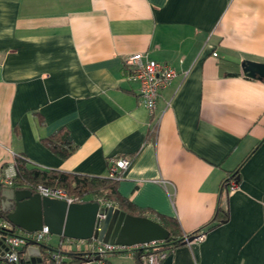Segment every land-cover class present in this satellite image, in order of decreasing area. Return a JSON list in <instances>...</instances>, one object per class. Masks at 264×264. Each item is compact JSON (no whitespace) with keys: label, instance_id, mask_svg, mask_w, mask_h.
Here are the masks:
<instances>
[{"label":"crops","instance_id":"crops-1","mask_svg":"<svg viewBox=\"0 0 264 264\" xmlns=\"http://www.w3.org/2000/svg\"><path fill=\"white\" fill-rule=\"evenodd\" d=\"M134 53L178 71L153 116L129 77ZM245 60L264 63V0H0V183L20 155L99 177L127 157L121 195L206 232L161 264H264V79ZM59 131L76 147L67 158L44 142ZM219 207L228 218L211 224Z\"/></svg>","mask_w":264,"mask_h":264},{"label":"water","instance_id":"water-1","mask_svg":"<svg viewBox=\"0 0 264 264\" xmlns=\"http://www.w3.org/2000/svg\"><path fill=\"white\" fill-rule=\"evenodd\" d=\"M242 67L248 77L264 79L263 62L245 60ZM1 204L8 221L25 232L38 231L47 225L53 235L76 239L96 238L127 245L164 242L169 238V231L157 220L134 216L118 206L102 205L99 201L68 203L42 196L31 189L6 187L2 191ZM98 213L104 217L98 219ZM192 240L193 236L189 242ZM5 241L6 232L0 227V249L7 250ZM41 256V244L30 240L22 263L39 264Z\"/></svg>","mask_w":264,"mask_h":264},{"label":"built area","instance_id":"built-area-1","mask_svg":"<svg viewBox=\"0 0 264 264\" xmlns=\"http://www.w3.org/2000/svg\"><path fill=\"white\" fill-rule=\"evenodd\" d=\"M126 65L130 71V79L139 84L140 94L143 97L144 103L149 110L151 116L154 115L157 108L158 99L161 96V91L169 87L174 79L178 76V71L175 67L167 62L157 61L150 58L144 53H134L126 58ZM130 159L127 157H113L109 160V177L119 180L122 177L123 171L130 165ZM17 176L16 168L8 167L2 177V183L11 185ZM238 183L235 180L231 181L229 190H235ZM37 192L42 196L62 199L68 203L85 202L79 197L69 194L66 190L59 187H51L39 184L36 187ZM102 205H114L105 199L98 200ZM104 215L98 213V219ZM0 227L6 232L5 248L0 249V258L4 259L9 264H20V252L24 249L30 240H35L39 244H47L53 234L47 225H44L41 230L34 232H17L13 224L9 221H1ZM206 232L199 231L193 235H185L186 241L189 242L190 237L194 240L190 242H199L205 238ZM161 241H155L145 244L127 245L120 243L103 242L96 238L91 239H76L62 237L57 247L52 248L51 257L52 264H70L71 253H83L88 260H96L99 264L105 262L116 255H124L127 257L138 258L140 264H161L168 255L166 251L152 250L160 245Z\"/></svg>","mask_w":264,"mask_h":264},{"label":"trees","instance_id":"trees-1","mask_svg":"<svg viewBox=\"0 0 264 264\" xmlns=\"http://www.w3.org/2000/svg\"><path fill=\"white\" fill-rule=\"evenodd\" d=\"M44 142L55 153L62 158H67L75 150V144L68 132L59 131L50 137L44 139ZM17 176L15 177L11 185L0 183V220L8 221L7 213L2 210L1 196L5 187L11 186L18 189H31L36 192V187L39 184H43L51 187H60L66 190L69 194L78 195L82 201H98L99 199H105L109 202H113L121 210H124L128 214L134 216H147L144 211L138 209V207L128 200L126 197L120 194L118 190V180L112 177H99L88 176L75 173H67L59 170L42 169L37 166L29 164L24 155H20L16 158L15 163ZM239 167L229 173V175L223 181V193L229 190V186L232 180L239 183ZM228 218L227 209L219 207L217 214L214 216L211 224L223 222ZM153 219V218H152ZM157 220L168 231V240L162 242L160 245L154 247L155 251L171 252L176 247L186 243L185 233L181 229V226L176 218L168 216H160ZM15 228V227H14ZM16 229V228H15ZM199 231H196L197 233ZM193 235V233L188 234ZM27 245L20 252V259L22 264L23 256L26 251ZM53 247L41 244L42 262L41 264H52L51 249ZM70 264H82L87 261L88 258L84 257L83 253H71ZM137 259V264H140V260ZM9 264V263H8ZM105 264H111L110 260H107Z\"/></svg>","mask_w":264,"mask_h":264},{"label":"rangeland","instance_id":"rangeland-1","mask_svg":"<svg viewBox=\"0 0 264 264\" xmlns=\"http://www.w3.org/2000/svg\"><path fill=\"white\" fill-rule=\"evenodd\" d=\"M74 196L79 197L77 194ZM19 232H22V231L19 230ZM53 237L55 238V241H54V243H51V244H55L57 242V239L59 238L57 235H53ZM121 256H122L121 258H119V257L113 258L110 261L112 262V264H130L131 263V260L126 259L124 255H121ZM83 264H99V263H98V261H90V262H85Z\"/></svg>","mask_w":264,"mask_h":264}]
</instances>
